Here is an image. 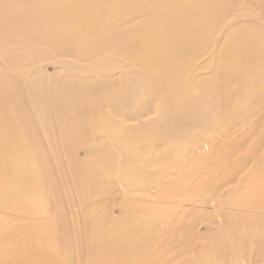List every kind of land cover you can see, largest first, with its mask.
Instances as JSON below:
<instances>
[{"label":"rangeland","instance_id":"1","mask_svg":"<svg viewBox=\"0 0 264 264\" xmlns=\"http://www.w3.org/2000/svg\"><path fill=\"white\" fill-rule=\"evenodd\" d=\"M5 1L0 7L9 5ZM17 1L19 9L33 8L39 18L31 32L26 16L11 11L4 20L0 16V86H11L9 94L0 93V194L15 192L0 200V239L4 230L25 229L19 247L34 246L44 255L0 264H189L198 252L201 262H214L236 240L241 246L259 238L264 248V199L257 196L260 183L253 182L256 162L264 161V0H179L190 3V14L171 15L170 23L190 24L197 34L181 58L185 63L175 66L179 82L189 85L183 96L160 75L162 63L150 54L125 56L115 44L94 51L87 43L102 32L149 31L144 42L156 44L164 29L160 15L178 0ZM208 2L212 13L202 9ZM59 26L71 34L61 32V38L75 36L69 43L55 42ZM246 37L255 41L252 60L260 65L253 62L250 71L239 57L244 71L239 76L233 57L246 49ZM147 66L159 74L144 75ZM173 116L183 124L174 128L181 135L167 130L160 137L157 129ZM13 118L30 120L22 129ZM74 118L80 122L70 135L65 121ZM106 121L114 122L112 131ZM127 127L130 134L123 131ZM26 135L30 148L17 154ZM102 147L110 150L112 162L100 167ZM28 161L38 167L34 174L26 169L27 176L17 166ZM47 182L52 184L44 191ZM28 183L34 185L26 194ZM241 186L247 194L240 193ZM156 205V220L145 225L141 216L133 224L121 218L130 209ZM103 216L119 222L97 223ZM126 232L140 238L130 237L134 250L122 240ZM113 246L124 252L108 262L95 259L111 256ZM260 247L251 252L262 254ZM21 248L0 242V256L13 258Z\"/></svg>","mask_w":264,"mask_h":264},{"label":"bare ground","instance_id":"2","mask_svg":"<svg viewBox=\"0 0 264 264\" xmlns=\"http://www.w3.org/2000/svg\"><path fill=\"white\" fill-rule=\"evenodd\" d=\"M154 2H158L160 0H153ZM5 2H7V4H9L8 6H3V7H0V16L2 18V20H4V17H5V14L6 12H15V13H18L19 16H26V20H27V25H26V29L27 30H30L31 32H33L34 30L32 29V24L34 21H36L39 16L35 15L34 12H32L31 10L33 8H27V6H25L26 8L25 9H22L20 8L19 9V6L17 7V0H6ZM10 2H14L15 3V6H13V4H11ZM48 2H51V0H48ZM4 3V2H3ZM5 4V3H4ZM11 4V5H10ZM2 6V5H0ZM13 6V7H12ZM157 6V5H156ZM201 6L203 7L202 9H204V11H207V12H213V9L214 7H212V3L211 2H208V3H202ZM190 3H181L179 2L178 0V3L176 4V6L173 8V10L171 12H165V13H161L160 15V18H159V21L161 22L162 26L164 27V29H162L160 31V34H159V37H158V41L156 42V44L154 43H145L144 40H147L146 37H144L145 35L144 34H149L151 32H138V31H134V32H131V33H119V34H112V35H108L107 32H102V37L98 40V41H87L88 43V47L90 50H94V51H101L103 48V45L104 46H107V45H111V44H115V48L116 50L119 52V53H122L123 55L125 56H142L144 53L145 54H150L153 59L157 62H160L162 63V67H161V71H160V75H167L169 80H170V84L173 85L175 87V93L178 94L180 91L183 90V95H185L187 93V88H189V85L188 86H185V85H182L180 82H179V77H178V74L181 76L180 72L178 69L175 68L176 65H181L185 62H182L181 61V58L184 57L187 53H189L190 51V45L195 41L197 40V34H195V31L192 29V25H185L183 23H179L178 21H176L177 23L176 24H172L170 23L171 21L173 20H170V16L173 15H177L179 14L180 12H188L190 14ZM30 11H29V10ZM201 10V9H200ZM73 16L76 15L75 12H72ZM62 20V19H61ZM60 22V21H58ZM11 26H17L16 23L14 22H11L9 23ZM60 25V24H59ZM57 26V25H56ZM63 26V25H61ZM61 26H59V29L57 30L56 33L54 34H58V35H54V39H55V42H58V43H69V39H73V37L75 36H71V34L69 33L70 31L68 30H64V28H61ZM96 29V27H95ZM48 31V30H46ZM61 32H65V33H68L70 36V38L68 37V39H64V38H61ZM49 33V32H48ZM44 34L43 32H41V35ZM53 34V33H52ZM82 32H77L75 35L76 36H79L81 35ZM51 35V34H50ZM42 36H48V35H42ZM45 38V37H44ZM47 39V38H46ZM90 39V38H89ZM54 42V43H55ZM86 43V44H87ZM254 43L255 41L253 42V39H249L248 37L244 38V47L246 49H241L239 51V54L238 52L235 53V57H233V64L235 66V69H236V72L237 74L240 76L244 71L242 70V68L238 67V61L237 59H239V57L243 56V59L246 61L245 63L241 62L240 60V63L247 69H249L250 71H253V62H255L258 66L260 65V62L258 60H252V51L254 49ZM53 44V43H52ZM238 57V58H237ZM140 62H142L140 60ZM141 68V64L139 63V69ZM144 72L143 74L144 75H150V76H154L156 74H159V71L157 73V71H153L151 69H148V66L144 68ZM178 74H177V73ZM252 73V72H251ZM248 78V77H247ZM246 78V79H247ZM246 79L242 80V81H245ZM249 81L252 85H255L256 82H257V79H250L249 78ZM12 86L13 88L16 90V92H19L20 91V86L16 83V82H12ZM242 86L245 87V83L242 82ZM10 84L7 82H3L0 86V93L4 94V93H7L9 94L10 92ZM13 90V89H12ZM159 88L156 90L158 91ZM172 92H171V95L173 96L174 95V89L172 88ZM54 94V93H53ZM57 94V93H56ZM56 96V95H55ZM6 98V97H5ZM55 98V97H54ZM59 102V101H58ZM62 102V100H61ZM15 103V102H14ZM67 103V102H66ZM184 103V102H183ZM14 105V104H13ZM61 108V107H60ZM69 108V107H68ZM15 111V110H14ZM38 111V110H37ZM144 111V110H143ZM40 112V111H39ZM82 112V111H81ZM74 113V112H73ZM5 114V113H4ZM73 117H76V116H73ZM72 117V118H73ZM13 123L14 125L17 126V128L21 127L23 129V127H25V123L28 119H23V120H20V119H17V118H13ZM30 120V119H29ZM29 120L27 122H29ZM76 121L80 122L78 118H74L73 120H68V121H65V127H66V130L67 132L71 134V130H72V127L74 124V122L76 123ZM96 121V120H95ZM77 122V123H78ZM107 128H109L110 131H112L114 128V122L110 121V122H107ZM181 120H179L177 118V116H173V117H169L167 118V120L165 121V124H164V127L163 128H158L157 129V133L159 134L160 137L162 138H165L167 137V133L169 131H173L174 134H176V136H180L181 134H178L177 133V130L176 129H180V126H182L183 124H181ZM87 124V122H86ZM78 125V124H77ZM83 125V123H82ZM81 126V125H80ZM163 126V125H161ZM2 128V127H1ZM4 128V127H3ZM82 129H86L85 126H82L81 127ZM130 127H127L125 128V130L123 131H127V133H129V129ZM174 128H176L174 130ZM77 129V127H76ZM78 132V130H76ZM27 132V131H26ZM6 133V132H5ZM82 133L84 134V130H82ZM67 134V133H66ZM130 134V133H129ZM19 137V136H18ZM68 137V135H67ZM12 138H10L11 140ZM9 140V141H10ZM12 140H16V138H13ZM11 140V141H12ZM30 138H28V135L25 136V144L22 148H20L18 151H17V154H21V155H26L25 152H28L27 150H29L28 148H30L28 146V143L29 142ZM64 141H68V139H63ZM71 140V139H70ZM72 141V140H71ZM70 142V141H69ZM64 144V143H63ZM68 144V143H67ZM82 144V143H81ZM71 145V144H70ZM2 146V145H1ZM67 147V146H66ZM95 147V146H94ZM7 148V147H6ZM68 148V147H67ZM93 148V147H92ZM6 150V149H5ZM72 150V149H71ZM97 150V149H96ZM101 150H104L106 151L105 155H101V156H98L97 158V163L96 161H94L96 164H98L99 166L100 165H104L108 162V164H110L112 162V159H110L111 157V152L109 149H106L105 147H102ZM108 150V151H107ZM264 150V149H263ZM7 152V150H6ZM71 152V151H70ZM252 152V151H251ZM102 153V152H101ZM263 153V152H262ZM263 155V154H262ZM11 156V155H10ZM23 157V156H22ZM95 157V156H94ZM97 157V156H96ZM11 158V157H10ZM112 158V157H111ZM264 158V157H263ZM30 161V160H29ZM28 161V162H29ZM92 159L89 160V163L87 165V168H89V165H91V162ZM24 165L19 167L17 166L18 169H20L24 175H27L29 172L26 171V169H28V171H31L33 170L32 174H34V170L38 167L33 161L29 164L26 162H23ZM259 164V167L256 169V173L253 175V178H256V180H253V182H259L260 185H259V188L257 189V196H261L264 194L262 193L264 191V161H261L260 159V162H256V164ZM75 164V163H74ZM255 164V163H254ZM2 163L0 162V167ZM97 166V165H96ZM258 166V165H256ZM101 167V166H100ZM105 167V166H104ZM35 168V169H34ZM85 168V167H84ZM83 168V169H84ZM87 170V169H86ZM75 171L78 172V170L76 169ZM82 172V171H80ZM18 173V171H17ZM251 173H252V170H251ZM254 173V172H253ZM19 174V173H18ZM31 174V175H32ZM83 174V173H82ZM23 175V176H24ZM29 175V174H28ZM27 175V176H28ZM87 175V174H86ZM21 176V175H20ZM85 176V175H84ZM139 176V175H138ZM22 177V176H21ZM25 177V176H24ZM145 177V176H144ZM242 177V176H241ZM32 176L30 177L29 181H32ZM85 178V177H84ZM214 178V177H213ZM113 179V178H112ZM212 179V178H211ZM244 179V178H243ZM224 180V179H222ZM33 182V181H32ZM38 184H40L39 182H37ZM81 183V182H80ZM98 183V182H96ZM52 183H45L43 185V190L46 191L47 189V186H50ZM82 184V183H81ZM34 184H27V186L24 187V193L27 194V192L29 191L28 189L32 188ZM242 185V184H241ZM42 186V185H41ZM244 186V185H243ZM241 186L240 187V193L242 195H245L247 194V189L246 187H243ZM231 187V186H230ZM236 187V185H235ZM26 188V189H25ZM32 193V192H31ZM250 194L253 195L254 192L253 191H250ZM15 195V192H8L7 190L4 191L3 193L0 194V200L2 202L4 201H7L8 199L12 198V196ZM261 197L262 199H264V197ZM27 197V195L25 196ZM33 197V195H32ZM252 197V196H250ZM158 198V197H157ZM253 198V197H252ZM19 199V198H18ZM146 199V198H144ZM153 199V198H152ZM151 200V199H150ZM14 201V200H13ZM153 201V200H152ZM158 201V200H157ZM157 201H153V202H157ZM160 201V200H159ZM10 202V201H9ZM8 203V202H7ZM15 203V202H14ZM34 203V202H33ZM13 204V203H12ZM11 204V205H12ZM22 204V203H20ZM26 204V203H25ZM7 206V205H6ZM21 206V205H20ZM24 206V205H22ZM21 206V207H22ZM153 206V205H152ZM151 206V207H152ZM20 207V208H21ZM17 208V207H16ZM157 208V205L152 207V208H143V210H135L137 208H133V209H130L126 212H123L125 213L124 216H122L121 218L125 221H129L131 222L132 224L134 223V217H137V216H141V219H140V222L141 223H144L143 225H145L147 222H151V221H155L156 220V217H157V212H158V209ZM25 209V208H24ZM264 210V208H262ZM14 213V212H13ZM39 213V212H38ZM264 213V211H263ZM12 214V213H11ZM38 215V214H37ZM18 216V215H17ZM9 217V216H8ZM13 217V216H12ZM14 218V217H13ZM16 218V216H15ZM36 219V218H35ZM27 220V219H26ZM92 220H94L92 218ZM97 219H95L96 221ZM20 221V220H19ZM18 221V222H19ZM36 221V220H35ZM38 221V220H37ZM122 221V220H121ZM32 222V221H31ZM118 220L114 219V218H109L108 216H103L102 219H98L97 220V223L101 224V225H109L111 227H113L114 225L118 224ZM26 223V222H25ZM27 225V224H26ZM36 225V224H35ZM141 224V227L143 226ZM28 226V225H27ZM42 226V224H41ZM244 226V225H243ZM21 228H23L22 226H19ZM261 227H264V225L262 224ZM7 228V227H6ZM12 228V227H11ZM17 228V227H16ZM31 227H29L30 229ZM38 228V227H37ZM243 228V227H242ZM3 229V228H2ZM19 229V228H17ZM244 229V228H243ZM242 229V230H243ZM25 230V229H24ZM24 230H15L12 231L11 229H9V231H3L2 233V239H0V242H3V243H6L10 246H15V247H18V248H21L19 247L21 244H23V238L24 236L20 237L21 234L23 233ZM32 230V229H31ZM40 230V229H39ZM132 231V230H131ZM239 231V230H238ZM25 232V231H24ZM27 232V231H26ZM25 232V233H26ZM36 232V231H35ZM1 234V233H0ZM136 235L135 233H132V232H126L123 239L122 240H126L129 244V249L130 250H134L132 246H130V237ZM136 237H138L136 235ZM140 239L139 237L136 238V240ZM28 240V239H27ZM254 241H252L251 243L249 244H242L241 243V246H242V249L241 246H240V242L238 243L237 240L234 242V247L229 250L230 252L226 253V255H223V254H220V256L218 257L217 260H215L214 262H201V259L198 258L200 252H198V256H193L191 258H189L187 260V262L189 264H264V248L263 247H260V244L259 242H261V240L259 238H254L253 239ZM259 241V242H258ZM28 242V241H27ZM26 242V243H27ZM244 242V241H243ZM254 242V243H253ZM256 242V243H255ZM233 243V242H232ZM98 244V241L95 242V246H97ZM260 247V251H263L262 254H257L255 255L253 252L251 251H254L256 245ZM208 245V244H207ZM248 245V246H247ZM245 250H244V248ZM247 248V250H246ZM249 248V249H248ZM222 249V248H221ZM220 249V250H221ZM219 250V251H220ZM21 251V253H20ZM136 252L138 253H142L141 250H135ZM222 251L225 252L224 249H222ZM246 251V252H245ZM248 251V252H247ZM17 252V251H16ZM122 252H124V248L121 247H118V246H113V250H112V255L111 256H107L106 254L103 253V256H100L99 254L97 255V258H95L96 260H100L101 262H108V260L110 258H115V257H118ZM151 251H146L147 254H151L150 253ZM18 254L15 255L14 253V257L13 258H10V257H5L4 255L3 256H0V260H8V259H21V258H24V257H27V258H30L32 259L33 261H36V259L39 257V255H44V251L41 252L39 249L35 248L34 249V246H30V245H23V247L19 250V252H17ZM175 258V257H174ZM174 258H170L168 260H165L166 261H169V260H172ZM164 262V263H165ZM171 262V261H170ZM110 264H116L115 261H112Z\"/></svg>","mask_w":264,"mask_h":264}]
</instances>
